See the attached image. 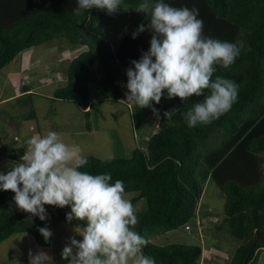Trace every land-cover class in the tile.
<instances>
[{
  "label": "trees",
  "instance_id": "1",
  "mask_svg": "<svg viewBox=\"0 0 264 264\" xmlns=\"http://www.w3.org/2000/svg\"><path fill=\"white\" fill-rule=\"evenodd\" d=\"M141 2L122 0L115 14L123 15L127 10L132 15L128 32L113 47L98 27L111 15L106 9L81 10L77 15L74 10L79 6L78 0H0V72L17 58L20 67L23 53L35 47L65 40L70 49L88 50L71 60L64 70L57 71L62 76L59 84L64 85L55 91L54 99L74 103L89 117L95 104L90 96L91 85L96 84L106 95L100 102H120L123 86L128 82L126 70L134 67L131 61L139 60L150 49L149 17L135 10ZM165 3L197 8L205 36L239 44L241 54L235 62L228 68L217 65L213 75V79L221 76L239 85L237 101L230 111L211 123L189 128L184 114L202 102L209 90L185 101L179 97L168 99L165 90L159 104L152 102L159 112L158 132L145 149H136L128 159L89 157L80 170L109 173L112 183L123 181L125 193L139 194L131 200L134 206L146 201L147 209L139 215L135 230L149 240L188 224L196 216L203 187L214 181L226 196L224 222L231 236L242 242L232 264H254L256 253L264 249V0ZM85 20L82 30L79 25ZM141 24L146 31L134 39L133 33ZM32 67L22 74L32 72ZM31 84L30 80L24 81L21 93L32 96L28 87ZM136 107L134 124L141 129L147 109ZM170 109L177 111L169 120L163 113ZM34 117L32 111L31 118ZM211 141L217 146L211 148ZM11 158L17 160L14 154ZM14 196L15 193L0 189V243L13 235L28 233L40 246H50L53 235L46 242L38 228L48 227L53 233L55 227L67 221L71 207L45 205L49 218L41 221L19 209ZM73 221L86 226L85 221ZM143 251L157 264H201L203 255L200 246H159L151 241Z\"/></svg>",
  "mask_w": 264,
  "mask_h": 264
},
{
  "label": "clouds",
  "instance_id": "2",
  "mask_svg": "<svg viewBox=\"0 0 264 264\" xmlns=\"http://www.w3.org/2000/svg\"><path fill=\"white\" fill-rule=\"evenodd\" d=\"M121 4L122 0H78L74 11L79 15L81 10L95 8L113 14ZM135 10L149 17L147 29L152 36L150 49L131 61L134 67L126 70L127 101L140 108L151 107L153 101L161 102L165 90L168 99L185 101L202 96L207 89L210 94L184 114L189 128L207 125L230 111L238 99L239 85L221 76L213 79V75L217 65L228 68L235 62L241 54L239 44L205 36L197 8L143 0ZM144 31L141 24L133 38ZM176 111L170 109L163 115L170 120ZM153 112L159 116L157 109ZM26 143L20 161L6 174L0 172V189L15 193V205L41 221L49 218L44 206L52 205L71 207L66 214L68 222H86L85 227L75 228L82 240L74 235L62 250L68 264H157L143 251L150 240L135 230L138 217L132 202L125 198L123 181L112 183L109 173L81 171L88 163L81 147L65 143L55 131L32 136ZM198 222L196 226L201 227ZM38 231L46 242L53 235L48 227ZM48 259L43 251H29L30 264H48Z\"/></svg>",
  "mask_w": 264,
  "mask_h": 264
},
{
  "label": "rangeland",
  "instance_id": "3",
  "mask_svg": "<svg viewBox=\"0 0 264 264\" xmlns=\"http://www.w3.org/2000/svg\"><path fill=\"white\" fill-rule=\"evenodd\" d=\"M122 13L111 14L98 26L113 47L128 32L130 25L131 11L128 13L124 10ZM124 15H127L125 20ZM66 43L65 40H55L23 53L22 69L33 65L30 68L32 72L22 74L19 58L0 72V172L6 174L13 163L20 161L25 154L26 148L22 149L25 142L21 143L20 140L29 131L34 136L55 131L65 143L79 145L85 157L99 159L131 158L136 149H145L148 140L158 132L159 117L153 112V106L144 107L147 109L144 123L141 129L136 127L133 114L137 105L127 101L125 93L129 90L126 84L121 101L115 103L108 99L100 102L106 95L98 85L92 84L90 96L95 104L89 117L74 103L54 99L55 91L64 85L59 84L62 76L57 71L64 70L71 60L88 50L86 47L70 49L69 43ZM27 77L32 82L28 86L33 91L32 96L28 93L20 95L22 83L29 81ZM39 81L43 83L39 84ZM32 111L35 112L34 118H31ZM12 123L18 127L14 126V131H18L16 134L12 130ZM209 143L211 148L217 146L213 141ZM13 154L19 160L12 159ZM203 188L196 216L190 222L191 229L182 227L155 236L150 241L159 246H200L203 252L205 250L201 264L213 263V260L207 259L208 256L212 259L217 257L221 264H232L242 242L231 236L229 226L224 222L226 196L214 181H209ZM138 195L125 193V198L131 201ZM134 207L139 217L147 209V203L141 200ZM196 219L201 221V232L195 224ZM64 223L66 227L60 225L53 229L52 243L47 247L40 246L28 233L16 234L1 242L0 264H30V250L34 254L45 252L49 256L48 264H68L61 256L62 250L69 238L76 235L75 228L83 226L76 221ZM76 238L82 240L81 236L76 235ZM227 256L229 259H225ZM215 264L220 263L215 261Z\"/></svg>",
  "mask_w": 264,
  "mask_h": 264
},
{
  "label": "crops",
  "instance_id": "4",
  "mask_svg": "<svg viewBox=\"0 0 264 264\" xmlns=\"http://www.w3.org/2000/svg\"><path fill=\"white\" fill-rule=\"evenodd\" d=\"M25 56V54H23V58H25L24 57ZM23 58H22V61H23ZM64 61H67V60H64ZM41 64H42V59H41ZM29 67H31V66H29ZM20 71H23V69H22V63H21V65H20ZM31 92H33L32 90L29 92V93H31ZM19 95V94H18ZM20 95H23L22 93L20 94ZM12 130L14 131V126L16 127V128H18L15 124H13L12 123ZM21 130H22V128H20ZM38 129V128H37ZM34 131H37V130H34ZM15 132H18L17 131V129H15V131H14V134H16ZM18 135V134H17ZM32 136H34V134H33V132H30L29 131V133L27 134V135H25V137L23 138V142H25V144L22 146V149H27L28 148V145H27V143H26V141L29 139V138H31ZM15 145V144H14ZM18 154V153H17ZM225 220V219H224ZM196 221H200L199 219H196ZM66 227L67 225L64 223H62L61 224V227ZM200 226H201V221H200ZM198 227V226H197ZM199 228V230H200V232H201V229H202V227H198ZM203 253H205V250H204V252ZM226 255H227V253H225ZM225 255V256H226ZM203 258H204V256H202V260H203ZM209 261H212L213 260V263H208V264H215V261H218L220 264L222 263V261L221 260H219L217 257H214V259H212V257L211 256H208V258H207ZM215 259H217V260H215ZM225 259H229V257L227 256V257H225ZM202 260H201V262H202ZM253 263L254 264H264V249L262 250V251H258L257 253H256V256H255V259H254V261H253Z\"/></svg>",
  "mask_w": 264,
  "mask_h": 264
},
{
  "label": "water",
  "instance_id": "5",
  "mask_svg": "<svg viewBox=\"0 0 264 264\" xmlns=\"http://www.w3.org/2000/svg\"><path fill=\"white\" fill-rule=\"evenodd\" d=\"M85 23H86V20L84 22H82L81 25H79V28L82 29V30H85ZM29 216H32V214H29ZM75 220V219H74ZM261 237H258V240L260 239Z\"/></svg>",
  "mask_w": 264,
  "mask_h": 264
},
{
  "label": "built area",
  "instance_id": "6",
  "mask_svg": "<svg viewBox=\"0 0 264 264\" xmlns=\"http://www.w3.org/2000/svg\"><path fill=\"white\" fill-rule=\"evenodd\" d=\"M198 224H200V223L198 222ZM190 228H191V227H190L189 224H186V225H185V229H186V230H190Z\"/></svg>",
  "mask_w": 264,
  "mask_h": 264
}]
</instances>
